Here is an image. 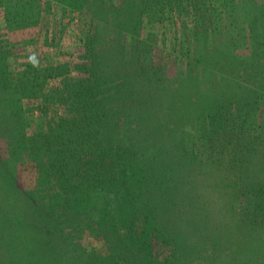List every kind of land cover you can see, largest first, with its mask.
<instances>
[{"label": "trees", "instance_id": "trees-1", "mask_svg": "<svg viewBox=\"0 0 264 264\" xmlns=\"http://www.w3.org/2000/svg\"><path fill=\"white\" fill-rule=\"evenodd\" d=\"M0 140V264H264V0H0Z\"/></svg>", "mask_w": 264, "mask_h": 264}, {"label": "rangeland", "instance_id": "rangeland-1", "mask_svg": "<svg viewBox=\"0 0 264 264\" xmlns=\"http://www.w3.org/2000/svg\"><path fill=\"white\" fill-rule=\"evenodd\" d=\"M74 17V16H73ZM72 17V18H73ZM78 21V19H77ZM76 22V21H74ZM79 21L77 23H73V28L70 27L69 29V33H68V36H70L68 38L65 37L61 43H62V46H61V52H64L62 55L61 53L59 54H54V55H51L48 53V55H43V54H40L38 49H36L37 47H30V46H27L26 50H21L18 55L16 56H19V60L20 62H25L26 60L29 61V60H37L38 58H47L49 60H52V61H55L57 63H64L65 61H67L68 59L70 58H73L72 56H70V50L74 47V48H78V44H77V38H74L76 32H77V29H78V26H74L75 24H78ZM79 34L81 35V32H79ZM39 37V33L36 32L35 29H25V30H18V31H13V32H10L8 34V39L15 43V44H19V43H22L24 41H27V40H30V39H36ZM79 38V37H78ZM37 45V44H36ZM73 55V54H71ZM45 56V57H44ZM175 75V69H174V66H168V76H174ZM6 146H5V142L3 140H0V156H4L6 155ZM28 167H19L18 169V184L19 186L21 187H28L32 184V181L34 179V171L33 169H31L30 167H32V164H27ZM248 224V223H247ZM250 225V224H248ZM238 228H237V231H238V236L241 237V242L243 243L242 244V247L243 248H249V250L251 248H261V247H264V233L263 231H260L261 228L263 227H260V226H246L244 223H238L237 224ZM86 245L87 246H97L98 245V241L96 238L94 239H91V238H86ZM241 247V248H242ZM229 249L225 250L224 251V254L228 251Z\"/></svg>", "mask_w": 264, "mask_h": 264}]
</instances>
